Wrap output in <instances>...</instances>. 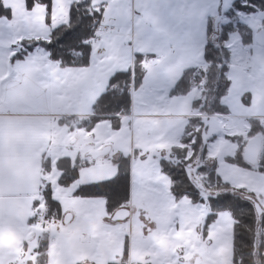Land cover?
Masks as SVG:
<instances>
[{
  "label": "crops",
  "instance_id": "obj_1",
  "mask_svg": "<svg viewBox=\"0 0 264 264\" xmlns=\"http://www.w3.org/2000/svg\"><path fill=\"white\" fill-rule=\"evenodd\" d=\"M75 1L52 0L50 22L46 20V8H41L42 5L27 9L26 0L3 1L4 6L11 9V17L0 18V264H34L39 256L40 243L46 238L49 240L48 264H63L64 261L67 264L121 262L126 247V264H155L149 247L135 248L136 219H140L144 227L143 237H151L157 230L158 218L170 214L171 207L178 209L185 198L176 199L171 179L162 170V158L180 146L189 121L196 117L204 118L203 134L208 119H229L225 126L228 129L221 137L226 139V143L233 144L234 153L230 155L233 156L238 143L230 140L229 136H240V141L247 145L249 141H244L243 137L249 134V120H262L264 112L253 113L250 108H241L233 113L230 107L231 87L223 100L229 110L227 115L200 114L194 107L195 100L188 98L198 88L187 95H171L187 70L206 65L205 48L209 41L210 22L218 12L215 0H92L93 6L102 10V25L110 28L111 33L96 44L89 40L88 65L64 68L49 59L43 64L31 60L28 63L27 52L24 54L26 59L18 57L13 61L18 54L11 55L15 42L16 46L29 51L33 48H26L27 42L49 40L52 29L70 22ZM262 21L256 27L248 24L254 30L253 43L244 45L240 36L236 38V33L231 34L227 41L231 52L226 74L230 86L236 76L232 65L235 60L233 48L239 43L242 48L236 52L237 59H240L239 51L246 49L243 56H249V67L253 70L251 77L264 83V46L256 42V34L264 29V18ZM136 54L147 59L142 62L145 77L141 87L135 89L131 80L130 114L121 116L122 124L117 130L108 120L100 121L92 132L84 130L88 137L87 148L84 152L73 150L68 156L72 160L89 161V165L80 169L73 184L68 187L59 185L61 172L53 167L46 176L43 169L42 156L52 137L50 125L65 118L94 116V106L108 90L115 74L130 70L133 78ZM241 61L242 65L236 69L244 74L248 66L245 65L246 60ZM17 66L22 67V72H15ZM29 70L30 73L32 70L36 74L44 73L35 78L34 86L27 85ZM9 74H14L16 79H7ZM18 78L28 91L22 89L21 83L17 86ZM38 83L40 87L36 86ZM235 118L243 121L238 122ZM75 142L68 144L69 150ZM107 146L111 147L108 155L95 160L91 158L92 151ZM205 146L208 150L206 143ZM120 157L130 158L129 203L121 207L130 213L125 220L129 221L128 224L113 221L114 214L121 209L110 214L106 199L74 196L80 186L114 179L119 171L117 161ZM226 163V174L219 173L217 164L218 173L225 181L237 186L231 177H226L235 174L240 179H252L255 184L264 186L259 173L257 176L249 169ZM51 174L53 176L49 177ZM46 183L51 184L54 200L61 204L63 217L53 220L49 229L42 228L44 232L40 236L35 229L41 227L36 226L35 219L39 214L47 215L50 208L42 200ZM247 189L256 194L254 187L248 185ZM166 201L168 207L165 206ZM225 213H220L217 221ZM214 224L210 226L208 239ZM178 227L173 221L169 232L179 236L176 233ZM57 235L61 236L59 239L67 238L59 251L54 250ZM202 237L207 239L203 233ZM71 244L76 245L69 252ZM175 251L178 253L179 248ZM176 259L179 261L180 257L176 256ZM160 264H166V259Z\"/></svg>",
  "mask_w": 264,
  "mask_h": 264
},
{
  "label": "trees",
  "instance_id": "obj_2",
  "mask_svg": "<svg viewBox=\"0 0 264 264\" xmlns=\"http://www.w3.org/2000/svg\"><path fill=\"white\" fill-rule=\"evenodd\" d=\"M3 1L0 0V18H9L11 17V9L5 7ZM37 4L46 8V20L50 22L52 0H26L27 9H32ZM231 7V15L233 16H235L236 11L252 15L264 11V0H236ZM101 15V8H95L92 0H76L72 4L71 19L68 24L52 29L47 41H29L30 44L27 48L31 49L36 45H42L48 53V59L60 67L86 66L89 63L91 52L89 40L92 39L96 25L101 22ZM237 30L241 34L244 44L253 41L254 34L246 25L238 23ZM214 31L216 30L212 19L209 28V41L205 48L206 69L199 67L187 70L171 91V95H187L198 88L200 93L194 101V107L200 111V114L227 115L229 110L223 100L230 88V81L226 74L229 69L231 54L224 46L226 31L220 33L218 43L212 41ZM246 31L249 32V35L246 34ZM23 53L25 54V52ZM24 54H16L13 61L17 60L18 57L23 58ZM146 59V56L135 55L133 78L130 70L119 72L111 78L108 90L97 100L94 106V116L90 118H65L62 124L78 122V129L92 132L100 121L108 120L112 123L113 129H119L122 124L121 116L130 114L131 80L134 81L135 89L141 87L145 77V68L142 62H145ZM250 123L252 125L251 134L258 136L259 130L256 127H263V125L257 119H250ZM203 127L202 117H196L189 121L184 136L181 138L180 146L173 148L168 157L162 158V170L170 177L172 191L177 200L187 197L196 204L202 202L200 192L213 193L212 191H216L214 186L225 189L226 193L219 194L217 197L209 196L206 201L207 215L201 229L203 236L207 238L210 226L217 221L219 214L227 212L234 221L232 264H264V214L259 216L254 202L250 200L254 199L255 194L245 188H236L239 190L238 194H243V197L231 193L234 191L232 190L233 186L220 177L216 166L213 164H211L210 170H203L202 172V175L206 177L207 186L201 180H198L200 182L197 183L191 175L189 161L192 160L193 155L190 159L188 156L195 153L199 154L202 159L208 154L203 140ZM239 137L237 136L235 139L240 140ZM242 145L244 154L246 144ZM237 156L226 158L230 163L249 169L257 168V170L264 172V156L258 164L259 166L257 165L258 167L250 166L243 156L238 158ZM129 161V157H120L117 161L119 171L114 179L80 186L75 191L74 196L104 198L110 214L127 206L129 203ZM88 165L89 161L72 160L69 157H62L53 164L52 160L48 158L43 163V169L45 174H49L53 167L59 170L61 172L58 179L59 185L68 187L77 180L80 169ZM199 186H202L204 190H200ZM42 200L44 205L50 207L47 213L48 218L54 221L62 219L63 210L61 204L54 200L50 183H46L44 187ZM258 228H260V232ZM127 250L126 247L121 262L111 264H126ZM48 251L49 240L46 238L40 243L37 252L39 256L35 264H48Z\"/></svg>",
  "mask_w": 264,
  "mask_h": 264
},
{
  "label": "rangeland",
  "instance_id": "obj_3",
  "mask_svg": "<svg viewBox=\"0 0 264 264\" xmlns=\"http://www.w3.org/2000/svg\"><path fill=\"white\" fill-rule=\"evenodd\" d=\"M216 1V7L218 9V12L216 13L215 19L218 17L220 12V21L218 23L216 31H214L212 35V41L214 43H218L220 41V33L223 31H226V41L224 42V46L227 47V41L229 40V37L231 34L236 33V38L241 37V34L237 30L238 23L242 25H246L249 29H251L249 25L252 27H256V25L261 24L264 18V14L259 11L255 14H246L241 11H236L235 16L231 15L232 10V4L236 0H215ZM229 5V6H227ZM40 6V5H39ZM41 8H44L41 6ZM37 14V13H36ZM101 23V22H100ZM99 23V24H100ZM213 24V21H212ZM97 26V25H96ZM228 28V29H227ZM252 32L254 30L251 29ZM246 34L249 35V32L246 31ZM254 34V33H253ZM253 41H254V35H253ZM253 41L251 43H253ZM241 42L244 44L243 39L241 37ZM244 44V45H249ZM15 45L11 48V55H15L16 53L24 54L23 52H27L26 55H28V63L29 60L31 61H38L39 63L43 64L44 62H48V53L46 49L42 45H36L32 50L25 51L20 46ZM30 42L26 43V48ZM237 47V50L235 49ZM235 48H233L235 53V60L232 63L234 68V76L232 86L231 87V100H230V107L232 109L233 113H237L241 108L247 109L250 108V112H256L261 113L264 112V83L260 80H254L251 77V73L253 70L250 69L249 64H251L248 54L244 57L243 54L246 49H242V51H239L240 59L246 60V64L248 66V69L243 73H241L238 68L242 65V61L240 59H237L236 52L242 48L240 43L238 45H235ZM21 51V52H20ZM230 52V50H229ZM231 54V52H230ZM24 55L23 58L26 59L27 56ZM43 66V65H42ZM41 66V67H42ZM205 67V66H204ZM14 69V68H13ZM206 69V67L204 68ZM21 70L22 67L17 66L16 70ZM237 70V71H236ZM11 72V68H9V73ZM18 72V71H17ZM29 73V78L27 79V85L32 84L31 86H34L36 84V77L43 76V72H32L30 73V70L27 72ZM26 73V74H27ZM9 80H15L14 74H9L6 76ZM17 86L21 83L20 79L18 78L16 80ZM22 84V89H27V86ZM40 87V84L36 85ZM25 87V88H24ZM199 90L193 91L188 96L190 101L195 100L194 98L199 96ZM209 116H215V115H209ZM204 119V118H203ZM229 120V119H228ZM228 120H217V119H208L206 122V129L203 134L205 143L208 147V154L205 158H202L199 156V154L191 153L188 156V159H190L193 155V158L191 161H189L191 165V175L193 176V179L195 181L200 182L198 180H201L206 186V177L202 175L203 170H210L211 164L215 165L217 168V164L219 167V173H225V168L228 166L226 161V156H230L234 153V146L231 143H226V139L223 140L221 135H224L226 133V130L228 129L227 125ZM234 120H237L238 122H241L243 120H239L235 118ZM258 120V119H257ZM263 127H256L257 130H259L258 136H261L264 141V118L262 120H259ZM233 122V121H231ZM63 122H53L50 125V132L51 134V140H48L46 149L44 150L42 160H47L48 158H54L55 162L62 158V157H69L68 153L74 151H85L87 148V141L88 137L86 134V130H79V126L77 125L78 122L73 123H65ZM112 126V123H111ZM249 126L250 131L248 135H245L243 137L244 141H250L253 137L251 134V128L252 125L249 120ZM244 131V130H240ZM184 136V133L181 137ZM77 137H79V140H77ZM230 140L233 142L238 143V150L237 152L230 157H236L237 158L243 156L244 154L242 151V144H246V142H241L240 140H236L235 138L237 136H229ZM215 138L216 141H213ZM76 141L73 143L72 149H68V144L72 143L73 141ZM262 156L260 158V161L262 157L264 156V149L262 151ZM58 157V158H55ZM52 160V159H51ZM226 160V161H224ZM52 161L54 164L55 162ZM259 161V164H260ZM229 162V161H227ZM230 163V162H229ZM237 165V164H236ZM206 166V167H205ZM240 166V165H237ZM259 166V165H258ZM256 165V167H258ZM242 167V166H240ZM245 168V167H242ZM249 169V168H245ZM258 176L264 179V172H261L257 170V168L249 169ZM218 173V170H217ZM218 173V174H219ZM229 173V169L227 170V174ZM220 175V174H219ZM229 175V174H228ZM47 176V174H46ZM53 176L52 174L49 176ZM221 177V175H220ZM231 177L233 179V182L237 183V186L232 185V191L231 193L240 195L243 197V194H238L239 190L238 188H245L246 190L250 191L248 188V185L255 188V192H253L255 195L254 199L259 202V204L263 207L264 206V186L260 184H255L252 179L246 180V178H238L235 174H232V176H226ZM227 182V181H226ZM229 183V182H228ZM256 185V186H255ZM216 188V191H212L213 193H204L200 192L199 195L201 197V201L199 204H194L185 197L180 203L179 208L175 209L173 207L170 208V214H163L158 218L159 224L157 227V230L151 235V237H143L144 233V227L141 223L140 219H136V225H135V233H136V239H135V248L137 250H141V246L144 245L145 248L149 247L151 251V257H153V261L155 264H160L164 259H166V264H197L200 262V264H232V250H233V225L234 221L230 214L225 213L223 216L220 217L219 221H217L216 224H214L211 228V233L209 239L211 241H208L209 239H203L202 233H201V227L203 226L205 222V218L207 215V206L206 201L209 196L217 197L219 194L226 193L225 189H219V186H214ZM61 190H63L62 187H60ZM237 188V189H236ZM199 189L202 190L203 187L199 186ZM230 189V188H229ZM63 191H61L62 193ZM245 198V197H244ZM204 204L205 206H203ZM165 206L168 207L169 203L168 201L165 202ZM264 208V207H263ZM50 209V208H49ZM39 214L38 216H40ZM48 218V217H47ZM50 219V218H48ZM51 220V219H50ZM176 223L179 225L178 229H176V233L179 234L174 236L172 232H169V229L171 225ZM128 220L124 222V224H128ZM260 225V220H259ZM261 228V226H259ZM57 224L54 225V229L56 230ZM260 228L259 232H260ZM37 233H40V236L43 235L44 230L42 228L35 229ZM33 230L31 229L30 233H32ZM169 235L171 236L172 241H169ZM57 235V247L55 246L54 250L59 251L61 249L62 243H64L67 238L59 239ZM145 239H148L145 241ZM55 244V245H56ZM32 244H30L31 246ZM74 245L71 244L68 248L69 252H72V248H74ZM178 245V246H177ZM179 248V252L176 253L175 249ZM29 251V250H28ZM166 255V256H165ZM176 256L180 257V260L178 261L176 259ZM166 257V258H165ZM35 264V263H34ZM63 264H67L66 261H64Z\"/></svg>",
  "mask_w": 264,
  "mask_h": 264
},
{
  "label": "water",
  "instance_id": "obj_4",
  "mask_svg": "<svg viewBox=\"0 0 264 264\" xmlns=\"http://www.w3.org/2000/svg\"><path fill=\"white\" fill-rule=\"evenodd\" d=\"M220 21V16H218L215 19L214 22V26L215 29H217L218 27V23ZM256 42L261 45L264 46V29L260 30L257 34H256ZM263 149V139L261 136H255L253 137L246 145L245 149H244V158L246 160V162L250 165L256 166L259 163V159H260V155ZM111 151V147L107 146L101 150H96V151H92L90 153V156L92 159H98L100 157L106 156L110 153ZM197 182V181H196ZM198 183V182H197ZM204 190V189H202ZM252 202H254V205L256 207V211L258 213L259 216H261L264 211L261 208L259 202H257L254 199H250ZM129 217V211L125 210V209H121L118 212H116L113 216V221L117 222V221H123L125 219H127Z\"/></svg>",
  "mask_w": 264,
  "mask_h": 264
},
{
  "label": "built area",
  "instance_id": "obj_5",
  "mask_svg": "<svg viewBox=\"0 0 264 264\" xmlns=\"http://www.w3.org/2000/svg\"><path fill=\"white\" fill-rule=\"evenodd\" d=\"M110 33H111L110 28L104 27L102 24H98L96 26V28L94 29V33H93L91 42L92 43H98V42L101 41V39L105 35L110 34ZM51 225H52V221L49 220L44 215L39 216L36 219V226H39V227H42V228H45V229H49L51 227Z\"/></svg>",
  "mask_w": 264,
  "mask_h": 264
},
{
  "label": "flooded vegetation",
  "instance_id": "obj_6",
  "mask_svg": "<svg viewBox=\"0 0 264 264\" xmlns=\"http://www.w3.org/2000/svg\"><path fill=\"white\" fill-rule=\"evenodd\" d=\"M122 209H123V208H122ZM125 210H126V209H125ZM129 215H130V213H129ZM128 218H129V217H128ZM128 218H127V219H128ZM125 220H126V219H125ZM125 220H123V221H125ZM117 222H122V221H117Z\"/></svg>",
  "mask_w": 264,
  "mask_h": 264
},
{
  "label": "bare ground",
  "instance_id": "obj_7",
  "mask_svg": "<svg viewBox=\"0 0 264 264\" xmlns=\"http://www.w3.org/2000/svg\"><path fill=\"white\" fill-rule=\"evenodd\" d=\"M62 221V220H61Z\"/></svg>",
  "mask_w": 264,
  "mask_h": 264
}]
</instances>
